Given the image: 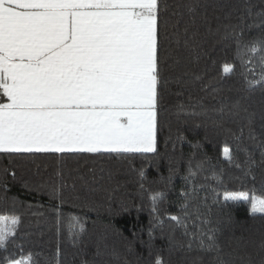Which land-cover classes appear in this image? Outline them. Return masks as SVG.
I'll list each match as a JSON object with an SVG mask.
<instances>
[{"label": "trees", "instance_id": "16d2710c", "mask_svg": "<svg viewBox=\"0 0 264 264\" xmlns=\"http://www.w3.org/2000/svg\"><path fill=\"white\" fill-rule=\"evenodd\" d=\"M258 39L264 0H160L156 152L0 153V215L20 218L0 264H219L209 236L264 264V213L225 199L264 196V54L237 52Z\"/></svg>", "mask_w": 264, "mask_h": 264}, {"label": "snow or ice", "instance_id": "6c2138e0", "mask_svg": "<svg viewBox=\"0 0 264 264\" xmlns=\"http://www.w3.org/2000/svg\"><path fill=\"white\" fill-rule=\"evenodd\" d=\"M159 15L160 0H0V153H155ZM237 52L264 54V39ZM233 71L224 64V76ZM225 199L264 213V196ZM19 224L0 215V251H9ZM77 225L83 231L77 220L70 230ZM200 244L226 264L215 236ZM4 262L32 264V256L10 253Z\"/></svg>", "mask_w": 264, "mask_h": 264}]
</instances>
